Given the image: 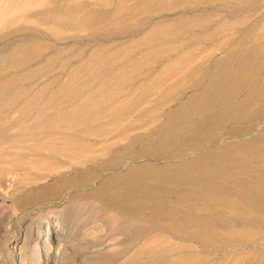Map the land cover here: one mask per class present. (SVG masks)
<instances>
[{"label":"bare ground","instance_id":"1","mask_svg":"<svg viewBox=\"0 0 264 264\" xmlns=\"http://www.w3.org/2000/svg\"><path fill=\"white\" fill-rule=\"evenodd\" d=\"M174 1L212 2L210 5L216 8L221 7L216 3L222 2L224 6L228 5L231 12H239L245 7L257 4V0ZM63 9L65 10L66 7L64 8L61 0H55L51 6H44L42 9L34 11V14L39 12L41 15L47 16L55 12L60 16ZM74 9L77 11V8ZM252 18L253 23L236 44H249L245 46V49H239V51L245 52L239 53L240 57L237 62L244 73V81H240L239 86L250 90L237 102H233L231 98L227 101L212 100L208 102L210 107L206 110L197 109L196 112L205 111V120L211 123L205 128V131H201L200 126L192 124L189 117L169 116L157 131L156 138L153 135L150 136L140 149L132 151L131 155L128 154L129 159L125 158V162H121L126 172H115V175L101 180L94 177L95 175H85L81 178L71 177V172L77 171L84 163H91L93 166H81L82 168L94 170H100V167H106V165H114L116 164L114 162L122 156L121 154L127 152L126 149L102 147L92 150L88 149L87 145L75 148L76 146L72 145L47 144L39 147L45 149V155L41 156L54 158L61 164L52 172L58 178L50 188H60L62 180L63 185L66 186L72 184L73 187L78 186L83 189L96 186L94 193L99 195L101 204L122 214L124 229L129 221L142 219L149 224L158 226L172 239L196 240L200 245L215 242L229 247L253 245L256 250L253 260L238 256L229 264H264V124L260 122L264 119V16L257 18L252 15ZM63 20L66 27L69 23L76 27V19L72 21L69 18H64ZM242 20L245 23L246 18ZM242 20H238V24L241 25ZM60 24L61 18H59ZM67 38V36L61 37L60 35L61 41ZM12 47L8 45L6 48L4 47L5 49L0 50V81L3 88L7 87L9 83L26 78L20 77L19 74L9 75L10 69L23 67L40 53L39 45L34 46L28 54L26 50ZM57 52L61 57V47L56 50ZM259 54L260 60H257ZM234 56H236L235 52H231L228 60H232ZM56 57L55 55L50 56L52 59ZM40 69V67L32 69L28 79L33 80ZM250 71L255 74V77L253 76L251 79L248 77ZM258 72L263 74L259 84L254 82ZM250 83L252 84L250 85ZM232 84L233 82L229 81L230 89ZM0 92L4 93L2 89ZM38 92H35L34 95H41L45 91ZM21 93L22 91L19 90L18 94ZM43 99L54 102L56 107L60 108L61 90L53 92L48 97L44 96ZM38 109L34 114V110H30L29 105L22 108L21 115L27 116L25 120H22L25 127L17 128L14 133L9 131L15 126H19L18 122L10 124L5 121L0 127V142L20 145L22 142L37 143L41 139H49V136L60 135V129L54 127L64 124L61 113L52 114L60 119L49 121L47 116L50 115L45 112V105ZM218 112L222 113L219 118ZM218 121L225 123V127L220 132L224 135L219 138H217L220 134L217 133ZM8 125L13 127L6 128ZM49 125H52L51 129H49L51 127ZM115 129L117 128L115 127ZM68 132L83 131L81 128H70ZM138 136L141 137L135 135L129 138V143L135 142ZM231 136L235 138V141H227L223 138ZM114 137L116 138V136ZM112 139L114 138L112 137ZM49 141L56 140L49 139L46 142L49 143ZM194 141L219 142V144L214 148L204 150L201 156L189 159V161L186 159L185 162L177 163L167 160L168 158L178 159L189 154L192 156L194 152H198L197 149L185 147ZM34 148L33 146L28 147L27 154L37 153L36 155H38L41 153V150ZM82 152H90L95 155L84 157L82 162L75 161L76 154ZM5 153L15 155L16 152H6L5 150ZM104 153H110L111 156L109 155L107 161L100 160L98 162L97 159L101 158ZM161 154L167 155L162 163L149 160L139 162L137 158H154L155 160V157ZM42 192L43 189L40 188L36 191L31 189L24 198H29L32 195L33 198L38 199ZM64 197H66L65 194L58 200L62 201ZM60 228L56 229L57 239L58 236H62ZM144 247L147 248V246ZM144 247L137 248L132 255L133 258L129 259L126 264H183L181 261H164L165 258L162 256L167 253L172 252V255L175 256L174 253L178 249L174 246L162 247L154 251L143 250ZM180 248L187 249V255L193 256L194 253L190 254V251L194 252L192 248L182 246ZM185 259H187L186 256ZM99 260L101 264H110L109 256H100Z\"/></svg>","mask_w":264,"mask_h":264},{"label":"rangeland","instance_id":"2","mask_svg":"<svg viewBox=\"0 0 264 264\" xmlns=\"http://www.w3.org/2000/svg\"><path fill=\"white\" fill-rule=\"evenodd\" d=\"M50 1L53 0H0V50L9 45V47L13 46L14 49L19 47L26 50L28 54L34 46H40V53L35 59L23 67L10 69L9 75L19 74L22 78L26 77L25 79L9 83L5 88L1 87L0 81V89L4 92H0V127L5 121L10 124L13 122L19 124L12 129L13 126H6V128L11 129L10 133H14L17 128L25 127L22 120H25L27 116L21 115L20 110L26 105L30 106V110H34V114L40 106L45 105V112L50 115L47 116L49 121L60 119L58 116H52V114L57 115L62 110L70 111L73 108L70 101H67L68 105L65 108H53L55 103L43 98L60 90L61 78L66 77L78 62L84 58L87 59L95 46L132 45L134 40L139 39V37L89 36L85 34L87 31H81L78 33L79 36L61 41V27L59 25L61 16L56 13L47 16H43L39 12L34 14V11H38L44 6L47 7ZM263 5L264 0H257L256 5L241 9L238 16L255 15L257 18L262 17L264 16ZM243 28L245 29L246 26ZM73 30L75 29L70 31L73 32ZM66 44L73 49L65 58V60L68 58L69 62L62 65L63 58L58 56L59 52L56 53V50L61 46L65 47ZM147 49V47L142 48V50ZM52 55L57 57L52 59L50 58ZM38 67L43 68V70L40 69L33 80L28 79L32 69ZM44 85L45 88H43ZM19 90L22 91L21 94H18ZM38 91L45 92L41 95H34ZM61 119L64 124L54 127L60 129L61 134L48 137L56 140L54 142L49 141L47 143L46 141L49 139H41L37 143L22 142L20 145L0 142V264H101L100 256H109L110 264H126L129 259L133 258L132 255L137 248L144 246L147 248L144 247L143 250L152 251L162 247L174 246L178 249L174 253L175 256L170 252L162 257L165 258L164 261H181L183 264H229L238 256L247 257L249 260L254 259L256 253L254 251L256 250L253 245L229 247L216 242L200 245L196 240L172 239L158 226L149 224L142 219L129 221L126 229H124L122 214L101 204L99 195L94 193L96 186L83 189L78 186L73 187L72 184L63 185L62 180L60 188H50L58 178L52 172L61 164L54 158L41 156L45 155V149L39 147L52 143L57 146L72 145L76 146L75 148L87 145L88 149L92 150L102 147L126 149L127 152L121 154L123 158H118L114 165H106V167H100V170H94L82 168L81 166H93L91 163H84V165L80 164L81 166L77 171L71 172V177L81 178L85 175H95L94 177L101 180L115 175L117 172H126L121 162H125V158L129 159L131 152L140 149L150 136L153 135L156 138L158 131L156 129H159L156 124L147 130L137 129L127 134L117 132L69 133L70 128L79 127L67 126L66 114L65 118L62 117ZM260 122L264 124V119ZM49 126L51 127L48 128L51 129L52 125ZM136 134H141L140 141L128 144V139ZM223 135L220 133L217 138ZM223 138L227 141H235L232 136ZM240 139L243 140V138ZM125 145L132 146L125 148ZM32 146L35 147V150H41L39 156L36 155L37 153L27 154V148ZM5 150L16 153L15 155H8ZM204 150H198L192 156L189 154L178 159L168 158L167 160L182 163L187 161L186 159L189 161V159L201 156ZM88 155L94 156L95 154L90 152L78 153L75 156V161L82 162L81 160ZM109 155L110 153H104L101 158L97 159L98 162L100 160L107 161L106 159L111 156ZM166 156L161 154L155 157V160L154 158L137 157L139 159L137 160L139 162L149 160L162 163ZM49 175L51 177L48 178ZM39 188L43 189V192L38 199L33 198L31 194L29 198H24L29 190L36 191ZM90 193L92 194L90 195ZM64 194L66 197L59 201L58 198L63 197ZM57 227H61L60 232L62 233L58 239ZM181 246L192 248L194 252L190 251V254L194 253L193 256L187 255L188 250L180 248Z\"/></svg>","mask_w":264,"mask_h":264},{"label":"crops","instance_id":"3","mask_svg":"<svg viewBox=\"0 0 264 264\" xmlns=\"http://www.w3.org/2000/svg\"><path fill=\"white\" fill-rule=\"evenodd\" d=\"M61 3L66 9L60 13V35L67 36V40L81 31H87L89 36L139 37L132 45L95 46L87 59L61 78L60 109L68 105L67 101L73 104L70 111L61 112L63 118L66 114L67 126H77L83 132L127 134L156 124L159 131L169 116H180L189 117L192 124L205 131L211 123L205 120V111L196 112L197 109L206 110L212 100L231 98L237 102L250 90L239 86L244 73L237 62L239 53L245 52L239 49L249 44H236L253 18L239 17V12H231L222 2L216 3L220 8L211 6L212 2L174 0ZM64 18L76 19V27L71 23L66 27ZM238 20H242L241 25ZM72 29L75 30L71 32ZM72 49L68 44L61 46L62 65L69 62L65 58ZM231 52L236 56L228 60ZM256 59L260 60V54ZM253 76L250 71L249 79ZM262 76L258 72L254 82L261 83ZM229 81L233 82L231 89ZM221 116L218 112V118ZM223 127L225 123L218 121L217 133ZM218 144L194 141L185 147L207 150Z\"/></svg>","mask_w":264,"mask_h":264}]
</instances>
